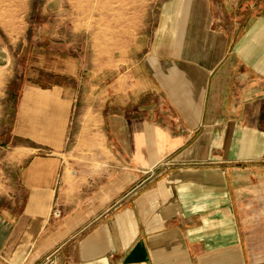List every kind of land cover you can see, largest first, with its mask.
Listing matches in <instances>:
<instances>
[{"label":"crops","instance_id":"obj_1","mask_svg":"<svg viewBox=\"0 0 264 264\" xmlns=\"http://www.w3.org/2000/svg\"><path fill=\"white\" fill-rule=\"evenodd\" d=\"M30 7L0 23V264H264V15L164 0L100 54Z\"/></svg>","mask_w":264,"mask_h":264},{"label":"rangeland","instance_id":"obj_2","mask_svg":"<svg viewBox=\"0 0 264 264\" xmlns=\"http://www.w3.org/2000/svg\"><path fill=\"white\" fill-rule=\"evenodd\" d=\"M162 1L164 0H0V23L11 22L10 15L27 16V11H24L29 4L32 7L28 17L34 20L35 32L40 30V21L52 18L56 20L54 24L57 27L59 22L61 24L60 29L55 31L57 37L60 31L61 34L66 31L64 39L72 42L68 43L72 46L68 51L81 52L93 40V44L98 43L100 54H105L109 50L119 49L124 38L140 33L150 34ZM214 4L218 8L215 14L218 16L221 13V23L224 24L223 17L226 16L230 20H237V24H240L237 25L238 28L250 17L264 15V0H214ZM44 6L46 11H42ZM44 80L59 82L60 78L45 76ZM9 126L10 122L5 121L3 128L6 132ZM58 257L61 255L56 258ZM56 264H60L58 260Z\"/></svg>","mask_w":264,"mask_h":264},{"label":"built area","instance_id":"obj_3","mask_svg":"<svg viewBox=\"0 0 264 264\" xmlns=\"http://www.w3.org/2000/svg\"><path fill=\"white\" fill-rule=\"evenodd\" d=\"M54 214H58V211H54Z\"/></svg>","mask_w":264,"mask_h":264}]
</instances>
